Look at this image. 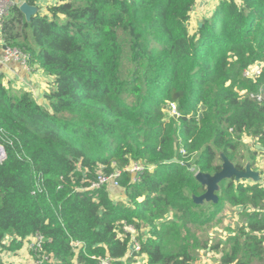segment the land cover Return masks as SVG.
Wrapping results in <instances>:
<instances>
[{"label": "trees", "instance_id": "16d2710c", "mask_svg": "<svg viewBox=\"0 0 264 264\" xmlns=\"http://www.w3.org/2000/svg\"><path fill=\"white\" fill-rule=\"evenodd\" d=\"M197 2L55 0L30 22L17 6L4 20L5 45L54 79L42 104L0 76L6 250L41 236L50 264H97L92 256L107 255L114 264H138L129 257L126 223L145 230L138 236L143 264H193L200 248L190 231L217 225L230 205L244 210L245 224L229 238L222 264L264 260L263 184L227 180L217 204L193 201L206 191L197 171L220 172L222 154L243 169L235 157L244 137L264 147V101L252 97L264 93V73L244 76L264 62V0H224L192 35L186 24ZM170 103L180 117L169 118ZM132 162L146 167L137 183L125 171ZM116 172L123 194L110 185L90 189L100 173ZM76 241L84 244L78 256Z\"/></svg>", "mask_w": 264, "mask_h": 264}, {"label": "crops", "instance_id": "0c3cea01", "mask_svg": "<svg viewBox=\"0 0 264 264\" xmlns=\"http://www.w3.org/2000/svg\"><path fill=\"white\" fill-rule=\"evenodd\" d=\"M16 1L27 2V0H16ZM222 1L224 0H198L197 2L198 5L196 4L194 9L192 10V12L194 13V16L197 11V15H198V18H197L198 22L196 23L197 28L203 25V22L201 23L202 25L200 24V22L203 21L202 15H205V17H208L210 16V14H214L215 8H213L211 5L213 4L215 5ZM54 5H55V0H34L33 6L38 7V13L48 14L47 11L49 7L54 6ZM204 21H206V19ZM194 33H191V34L193 35ZM4 46L6 45L3 39L2 26L0 25V76L3 77L4 82L8 84L9 87L14 92L15 91L33 92L36 99L40 103L44 104L45 103L44 94L53 85L54 79L47 76L41 69L35 68L34 71H28L26 68H24L21 62L17 60H7L6 59V49ZM244 138H247L246 142H247V147L249 148L248 152H251V153L246 155L242 159L241 163L244 166H246L248 163L252 162L253 169L255 171L260 172L261 174L260 184H263L264 182V147H262L259 144L257 139H254L252 137H244ZM258 146L259 148H257ZM260 147H262V149H260ZM253 183L254 182H248L247 184H253ZM109 187H110V190L114 192V194H118V195L123 194V191H122L123 188H121V186L116 187L114 184H112ZM233 210L234 212L239 213V214L240 213L242 214L244 211L242 208H233ZM246 211L250 212V209H247ZM221 215L222 214H220L218 217H220ZM228 227H230V225H228ZM218 228L223 229L224 226L221 224V226H219ZM229 232L230 231H228L227 234H230ZM33 238L34 237L24 240L23 248L16 252H10L6 250L2 245H0V259L5 264H31L33 253L30 249V245L32 244L34 240ZM210 238L212 240H219V238L214 239L211 236ZM11 240L12 239L10 237H7L3 240L2 244L4 246H9ZM217 244H220V242L218 241ZM137 261L140 263H144V261H146V257L144 256L139 257ZM75 264H80V263L76 261Z\"/></svg>", "mask_w": 264, "mask_h": 264}, {"label": "built area", "instance_id": "2783aa9c", "mask_svg": "<svg viewBox=\"0 0 264 264\" xmlns=\"http://www.w3.org/2000/svg\"><path fill=\"white\" fill-rule=\"evenodd\" d=\"M23 3V1H16V0H0V25L4 20L10 17L13 9ZM6 59L7 60H17L21 62V64L26 68L28 71H32L33 69L30 67L31 56L24 52L19 48H10L7 47L6 49ZM264 73V62L258 63L255 66H252L246 70H244V76L250 79H257ZM260 94L252 95L258 102L264 101V96ZM168 116L169 117H180L181 114L179 113L178 107L175 103H170L168 106ZM230 132H233V129H230ZM182 153L184 154L185 151L183 150ZM7 158L6 150L3 145H0V163H3ZM102 169V168H101ZM146 167L143 163L139 162H132L131 165L127 168V171L131 175V182L135 183L140 178V174L145 171ZM152 171V167L149 168ZM199 171H197L198 173ZM196 173V174H197ZM121 172H116L110 176H106L100 173L99 178L97 181L91 184L90 189H99L104 187L105 185H112L114 184L116 187L121 186L119 182V177ZM264 185V182H263ZM123 224L124 234L130 235L131 242H130V253L129 257H133L136 261L139 259L138 255L141 251V244L138 238V232L136 227L133 225H127L126 223ZM121 224V225H122ZM33 242L30 245V249L32 251V262L31 264H50L54 262V257L48 254L43 247V238L41 236H35L33 238ZM72 246L74 249L75 254L78 256L80 249L84 247V244L76 241L72 242ZM92 259L97 261V264H114L115 259L110 256H92ZM138 262V261H137Z\"/></svg>", "mask_w": 264, "mask_h": 264}, {"label": "rangeland", "instance_id": "374dc122", "mask_svg": "<svg viewBox=\"0 0 264 264\" xmlns=\"http://www.w3.org/2000/svg\"><path fill=\"white\" fill-rule=\"evenodd\" d=\"M220 3H217L215 5L214 4L211 5L213 8H215V12H216L218 6L220 5ZM215 12H214V14H215ZM214 14H210V16H208V17H205V15H202L203 21H201L200 24L202 22L204 23L205 19L211 20L213 18ZM190 18H191L189 20L190 23L188 21L186 26H187L189 32L194 33L198 29L197 24H196L198 22L197 21V18H198L197 11L195 13V16H194V13L191 12ZM34 70L35 69H33L32 71H34ZM262 94L261 95L264 96V93H262ZM169 118H171V117H169ZM246 140H247V138H243L238 143L239 144L238 145V154L239 155H238V157L237 156L235 157L236 162H238V159H239V161L242 162V159L246 155L251 153V152H248L249 148L247 147ZM182 151H181V153H182ZM192 168H193L192 170H194V167H192ZM139 180L140 179H138V181ZM246 183H248V182H246ZM205 209L207 211H211L212 207L209 205H206ZM226 209H227V211H226ZM226 209H225L226 212H224L221 215L220 219H218L219 223L217 225H215V226L213 225L211 228H210V225L206 226L205 228H200V229L193 228L190 231L191 233H193L190 237L191 240H198L199 244L197 245V247L200 248V249H198V251L197 250L192 251L193 255L195 252H198V253H196V255H194L195 260H194L193 264H222V262H221L222 256L224 255L225 247L228 245L227 243L229 241V238L234 237V236H238L240 234V230H241V228H243V226L245 224V222L243 221V219L241 217L242 214L234 212L233 207H231L230 205H227ZM237 215H239V216H237ZM169 217H170L169 220L175 219V215L172 213L169 215ZM221 224L224 226L223 229L218 228L219 226H221ZM228 225H230V227H228ZM141 231L143 233L145 230L144 231L141 230ZM228 231H230L229 232L230 234H227ZM137 232H138V236L142 235V233L140 231L137 230ZM195 236H198L199 239H195L194 238ZM210 236L214 239L219 238V240H212L210 238ZM207 238H208V240H207ZM140 239H142V238H140ZM206 241H208V245L206 248H204ZM218 241L220 242V245L217 248V250H214V246L217 244ZM191 244H194V241H192ZM138 264H143V263L138 262ZM254 264H264V260L263 261H257Z\"/></svg>", "mask_w": 264, "mask_h": 264}, {"label": "water", "instance_id": "95a60500", "mask_svg": "<svg viewBox=\"0 0 264 264\" xmlns=\"http://www.w3.org/2000/svg\"><path fill=\"white\" fill-rule=\"evenodd\" d=\"M19 10L25 16L27 22L38 13V7L30 5L28 2H23L19 6ZM202 25V24H201ZM201 27V26H200ZM7 49V46H4ZM205 106H202V110ZM203 117L202 112L199 113V118ZM259 148V146L257 147ZM262 149V147H260ZM222 159V170L215 173L214 175L198 172L196 174L197 182L205 188V193L201 196H194L193 201L196 205H203L204 203L217 204L219 196L217 193L220 190V184L227 180H234L235 182H254L260 183V172L255 171L252 167V163H248L243 169H238L236 165L231 162L225 154L221 155ZM178 159L174 158L170 162H177ZM190 167L191 165L188 164ZM47 239H43L46 242Z\"/></svg>", "mask_w": 264, "mask_h": 264}, {"label": "bare ground", "instance_id": "6f19581e", "mask_svg": "<svg viewBox=\"0 0 264 264\" xmlns=\"http://www.w3.org/2000/svg\"><path fill=\"white\" fill-rule=\"evenodd\" d=\"M115 263V262H114Z\"/></svg>", "mask_w": 264, "mask_h": 264}]
</instances>
